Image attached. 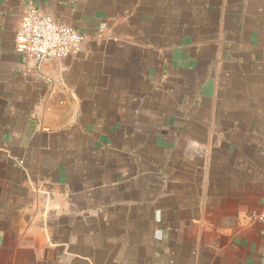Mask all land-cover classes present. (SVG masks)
<instances>
[{
  "label": "crops",
  "instance_id": "1",
  "mask_svg": "<svg viewBox=\"0 0 264 264\" xmlns=\"http://www.w3.org/2000/svg\"><path fill=\"white\" fill-rule=\"evenodd\" d=\"M262 217L264 0H0V264H261Z\"/></svg>",
  "mask_w": 264,
  "mask_h": 264
},
{
  "label": "built area",
  "instance_id": "2",
  "mask_svg": "<svg viewBox=\"0 0 264 264\" xmlns=\"http://www.w3.org/2000/svg\"><path fill=\"white\" fill-rule=\"evenodd\" d=\"M84 41V36L75 29L30 6L21 18L14 38V50L27 55L37 66H41L78 54ZM261 264H264V248Z\"/></svg>",
  "mask_w": 264,
  "mask_h": 264
}]
</instances>
